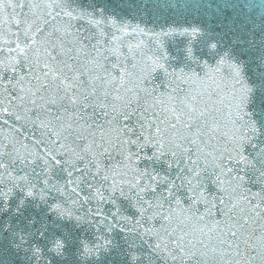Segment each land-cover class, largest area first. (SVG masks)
Listing matches in <instances>:
<instances>
[{
    "label": "snow or ice",
    "instance_id": "obj_1",
    "mask_svg": "<svg viewBox=\"0 0 264 264\" xmlns=\"http://www.w3.org/2000/svg\"><path fill=\"white\" fill-rule=\"evenodd\" d=\"M14 7L16 30L0 31V247L7 239L20 264H264V234L251 242L264 230V187L239 191L245 175L264 182V71L249 78L247 61L223 55L204 70L211 80L232 61L240 115L222 150L218 89L176 82L157 97L120 73L146 54L125 51L119 28L78 27L59 0ZM6 117L30 137L5 133ZM230 173L227 199H211Z\"/></svg>",
    "mask_w": 264,
    "mask_h": 264
},
{
    "label": "water",
    "instance_id": "obj_2",
    "mask_svg": "<svg viewBox=\"0 0 264 264\" xmlns=\"http://www.w3.org/2000/svg\"><path fill=\"white\" fill-rule=\"evenodd\" d=\"M6 3L13 7L0 4V31H14L16 28L13 24L19 18L21 9L14 7L16 0H6ZM59 3L66 12L71 10L72 15L77 17L71 21L74 25L92 30L98 21L99 27L96 31H116L119 28V34L124 37L125 51L127 46H132L134 51L146 54L137 56L134 61L127 63L126 69L121 68L119 71L121 74L127 71L131 79L148 93L154 91L155 96L166 98L176 87V82L196 90L208 88L209 85L218 89L216 107L220 110L222 122L219 146L222 150H231L229 138L234 130L231 121L240 115L233 103H230L232 93L237 90L233 88L226 66L232 61L227 60L220 70L212 73L211 80L204 77V70L216 69L223 55L237 57L242 62L247 61L246 71L249 78L255 79L260 71H264V64L258 70L257 63H253L264 54V0H152L147 10L140 6L139 0H59ZM133 4L136 6L133 7ZM213 44L216 45L215 49L211 47ZM134 63L136 67H133ZM17 71L25 70L20 68ZM6 119L8 125L3 128L5 133L9 136L19 135L22 139L30 137V126L25 129L21 127L23 121H15L14 117ZM241 126L238 123L235 128L240 129ZM17 129L19 132H16ZM142 163L147 164L149 161ZM225 164L228 165L227 159ZM231 166L235 167V164ZM17 168L18 164L11 166L14 174H23ZM231 175L234 173L221 175L224 183L212 185L211 199L219 196L227 199L223 190L228 187ZM237 183L241 182L233 181L234 185ZM260 187H264V182L256 185L245 175L239 191L244 192L251 188L255 192ZM239 198L243 199L242 196ZM200 207L201 214L207 212L204 205ZM213 215L216 219L220 218L215 208ZM262 234L264 230L257 233L251 241L254 246L261 243ZM0 260L3 264H20L7 239L0 247ZM113 264L117 262L114 261ZM209 264L213 262L209 261Z\"/></svg>",
    "mask_w": 264,
    "mask_h": 264
}]
</instances>
